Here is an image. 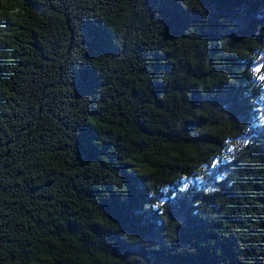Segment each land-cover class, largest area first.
I'll list each match as a JSON object with an SVG mask.
<instances>
[{
	"label": "trees",
	"instance_id": "obj_1",
	"mask_svg": "<svg viewBox=\"0 0 264 264\" xmlns=\"http://www.w3.org/2000/svg\"><path fill=\"white\" fill-rule=\"evenodd\" d=\"M264 0H0V264H264Z\"/></svg>",
	"mask_w": 264,
	"mask_h": 264
},
{
	"label": "snow or ice",
	"instance_id": "obj_2",
	"mask_svg": "<svg viewBox=\"0 0 264 264\" xmlns=\"http://www.w3.org/2000/svg\"><path fill=\"white\" fill-rule=\"evenodd\" d=\"M261 79H264V77H261Z\"/></svg>",
	"mask_w": 264,
	"mask_h": 264
}]
</instances>
